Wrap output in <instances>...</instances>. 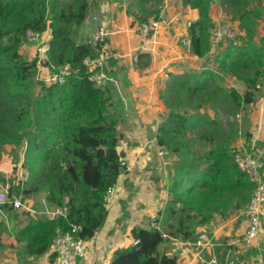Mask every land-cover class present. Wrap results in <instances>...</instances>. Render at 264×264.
<instances>
[{
    "label": "trees",
    "instance_id": "1",
    "mask_svg": "<svg viewBox=\"0 0 264 264\" xmlns=\"http://www.w3.org/2000/svg\"><path fill=\"white\" fill-rule=\"evenodd\" d=\"M95 1L0 0V160L6 145L24 144L22 166L28 175L26 186L21 184L22 201L44 194L45 202L58 211L54 216H35L16 208L12 201L20 187L11 186L8 202L0 209L21 211L28 220L15 235L22 246L20 260L3 264H40L55 238L74 225L80 226V237H94L108 217L105 197L118 184L121 169H126L120 150L123 134L119 116L110 109V91L91 80L84 62L99 58L107 41L77 40ZM152 1L157 7L150 8L146 0H129L127 14L140 25L152 16L160 21L162 0ZM254 1L181 0L184 7L199 10V18L187 27L189 50L197 57L211 50V9L216 2L226 6L245 35L239 44L230 41L219 51L217 69L170 73L176 91L172 99L162 95L167 112L160 115L156 135L158 145L176 157L174 177L166 186L169 200L149 227L132 229L140 242L117 248L109 264H178V256L164 249L167 243L196 242L199 227L245 210L254 184L234 159L237 133H227L206 107L225 104L237 116L257 100L264 83V35H258L264 7L259 0L254 6ZM48 29L52 37L41 65L63 75V83L40 81L39 56L28 59L21 52L29 30L43 34ZM225 76L242 81L245 90L226 86ZM39 84L41 92L36 95ZM191 132H196L193 141ZM246 137L251 141L252 133L247 131ZM2 226L0 221V253L8 247L2 241ZM228 250L225 243V256ZM49 260L54 263L56 254L50 253Z\"/></svg>",
    "mask_w": 264,
    "mask_h": 264
},
{
    "label": "rangeland",
    "instance_id": "2",
    "mask_svg": "<svg viewBox=\"0 0 264 264\" xmlns=\"http://www.w3.org/2000/svg\"><path fill=\"white\" fill-rule=\"evenodd\" d=\"M169 1L172 3L171 6L173 8L168 6L169 10L167 8V13L163 12L164 3H162V1L160 3V21H156L154 16L149 20V29H151V27L154 29V34L152 36L145 37L142 25H140L139 21L132 16L134 18V31L137 35V45L128 52V58L130 59L129 64H121V59H125L121 57L125 56H121L122 54L119 52V47L117 46L119 37L117 34H114L115 31L109 26V22H107V20H109L108 15L99 17L98 12L91 13V23L85 26L81 34H78L77 36L78 41H97L98 39L107 41L104 46L106 47V52L111 55V57L107 60V67L104 68L106 79L103 84L97 85L108 88L110 91V109L119 116V130L123 134L120 150L125 151H123L124 156L127 155L126 152L131 155L132 151L135 150L140 143L138 140V138H140V132H146L143 125L142 130L141 127L139 128L140 124L146 122L149 125V137L153 136L152 129L154 128L151 125L156 124L158 129L160 115L167 112L162 95L167 94L172 99L176 91V89L170 84V73L180 74L184 72H195L201 71L205 68L217 69L218 63L216 57L219 51H222L228 45V42H224L215 47L211 45L210 52L203 58L192 56V52L189 50L190 40L187 36V27L190 20L187 21L186 18L182 19L179 17V12L182 8L179 0ZM259 1L260 6L264 7V0ZM148 6L150 8L157 7L154 2ZM254 6L258 7V0L254 1ZM213 7V12L216 11L217 15H221L214 24L227 25L235 30L238 33V36L242 38L240 34L241 32L231 21V15L227 13L226 6H222L216 2ZM224 15H226V17ZM258 31L259 36L264 35V21L259 23ZM157 37L158 40L155 39ZM240 38L239 41H241ZM41 45H47V43L44 41ZM21 52L28 59H33L38 55L37 47L34 43L29 41L23 45ZM112 60H114V62ZM132 70L137 74H146V71L148 70L151 72L163 70L164 73V78H161V81L157 84L158 89H155L154 93L148 94L149 97L145 96V99L141 100L142 102L138 100V102L146 105L144 116H141L139 112L137 113V104H135V101H133V104L130 99L131 91L126 80L129 81V74ZM54 76L55 73L45 67L39 69L38 78L46 84L54 82ZM125 82L127 85L123 88L122 84L125 85ZM224 84L228 87H236L241 91H244L246 88L242 81H239L232 76H225ZM40 92L41 84L36 87L35 94L38 95ZM140 96V98H143L142 95ZM132 100L134 99L132 98ZM203 110L204 109L201 111ZM206 110L211 116L218 117L224 125L227 133L231 135L230 132L232 130L236 131L237 137L233 140V146L240 145L241 142L244 144L250 142L246 137L247 131L252 133V137L255 135L261 139L264 137V83L260 91L257 92L256 102L248 106L244 112H241L237 116H234L229 107L225 104H219L216 108L207 106ZM195 137L196 132H191L189 134L191 141H193L192 139ZM256 144L260 150L264 151V139L263 141L258 140ZM195 145L202 147V145L204 146V143L196 142ZM24 150V144L6 145L2 149V158L0 160V190H9L11 186H19V194H16L17 196L15 197L18 199L22 198L20 192L23 189L22 187L26 186L25 181L27 180L28 175L27 170L22 166L24 162ZM147 152L148 154L150 153L149 148L147 149ZM156 152L158 153L157 150L153 151L154 154ZM163 157L165 158L161 161L162 163L152 159V153L145 157L146 160L142 162V165H145L146 163L149 164V162L153 160V164L151 166H144L142 170L143 173L139 174L146 183L147 181L156 180L155 176L158 177L157 182H159L160 179L162 182H168L173 179L176 157L171 154ZM124 161L125 165L128 166L127 160ZM153 171L155 172L154 175H152ZM21 184H24V186ZM44 197V194H38L33 196L32 200L23 198V201L29 206L30 209L28 210L31 211L30 213H33L35 216L56 215L55 208H51L45 202ZM27 220L28 217L22 214L21 211H5L0 209V221L3 222L1 237L2 241L8 246L0 253V264L17 263L20 260L22 246L15 241V235L17 229ZM263 248L262 251L264 256ZM38 262L40 264H46L41 258H39Z\"/></svg>",
    "mask_w": 264,
    "mask_h": 264
},
{
    "label": "crops",
    "instance_id": "3",
    "mask_svg": "<svg viewBox=\"0 0 264 264\" xmlns=\"http://www.w3.org/2000/svg\"><path fill=\"white\" fill-rule=\"evenodd\" d=\"M179 1L182 6L179 17L182 19L186 18L187 21L190 20L189 23L199 18V10L197 8H192L190 6L184 7L181 0ZM128 3L129 0H96L91 10V13L98 12L99 17L108 15L109 20H107V22H109V26L115 31L114 34H117L119 37L117 41L119 52L122 54L121 56H125L121 57L125 58L121 59V64L130 63L128 52L137 45V35L135 34L133 26L134 18L127 14ZM162 3H164L163 12L167 13V8L169 10L172 3L169 0H162ZM215 4L212 5L211 9L213 23L221 16L220 14L217 15L216 11L213 12V6H215ZM170 8L173 7L171 6ZM90 14L86 21V25L91 23ZM224 16L226 17V15ZM232 22L241 32L240 34L244 35V31L242 32L239 28V21ZM51 37V29L46 30L42 35L46 43L49 42ZM155 39L158 40V37ZM191 55L196 56L193 53ZM146 72V74H137L132 70L129 74V81L126 80L131 91L130 99L133 104V101L137 104L136 110L141 116H144L146 105L138 102V100L141 101L145 99V96L149 97L148 94L154 93L155 89H158L157 84L161 81V78H164L163 70L158 72H151L148 70ZM126 82L125 85L122 84L123 88L126 87ZM140 95H142L143 98H140ZM132 98L134 100H132ZM142 125L145 127L146 132L139 131V145L132 151L131 155L126 152L127 155L124 156V160H127L128 166L123 170L118 184L114 187L113 202L111 205L107 206L109 212L107 220L103 227L96 232L95 236L87 240V256L84 259H80L77 264H109L117 248L131 247L134 238L132 229L135 226L149 227L154 217H156L157 213L163 209L169 200V194L166 188L168 184L167 181L162 182L160 179L159 182H157L158 177L155 176L156 180L147 181L146 183V181L142 179V176L139 175L143 173L142 170L144 166H151L153 164L152 160L149 164L146 163L142 165V162L146 160L145 157L151 153L152 159L159 163H162L161 161L165 158L159 156L157 152L155 154L153 152L148 154L147 152L148 141L156 139V124L151 125L154 128L152 129V137L148 136L149 125L143 122L139 126L141 130L143 128ZM263 139L260 138L262 141ZM154 149L158 150L157 147ZM154 174L155 172L153 171L152 175ZM246 227L247 217L244 210L231 215L227 219H218L211 222L208 226L199 227V232H207L214 241L213 246L203 250L201 258L197 257L195 242L191 241L172 240L164 246V249L178 256V264H209L213 257H216L220 264H225L227 259V255L225 256L224 252L225 243L229 238L240 237L245 232ZM236 246L234 250L240 248V245ZM261 246L262 248L264 246V232L250 249H240L241 252L236 253L237 255L235 256L238 258L241 256L240 260L245 262L244 264H264ZM50 253H52V248L48 254L41 257V260L45 261L46 264H54L49 260Z\"/></svg>",
    "mask_w": 264,
    "mask_h": 264
},
{
    "label": "built area",
    "instance_id": "4",
    "mask_svg": "<svg viewBox=\"0 0 264 264\" xmlns=\"http://www.w3.org/2000/svg\"><path fill=\"white\" fill-rule=\"evenodd\" d=\"M147 5L153 3L152 0H146ZM144 29V36L148 37L150 30L149 22L141 24ZM43 34L39 32L29 30L27 32V40L37 47V54L39 56L40 67L41 63L45 61V51L48 45H41L44 41ZM232 42L237 45L240 43L238 33L227 25L214 24L210 29V44L215 47L224 42ZM111 57L106 52V47L103 46L102 53L99 58L85 59V64L89 71L92 73L91 80L96 84H103L106 79L104 68L107 67V60ZM54 82L63 83L65 78L63 75L53 77ZM260 138L255 135L252 137L249 143H242L234 146L232 153L234 159L239 167L247 173L251 182L254 184V190L244 210L247 217V227L245 232L240 237L229 238L226 244L229 247L227 253V259L225 264H244L237 256L236 253H240V249H250L259 237L264 232V151L257 147V141ZM147 147L150 152L154 151L157 147L158 155L163 157L168 154V151L160 147L155 140H150L147 143ZM8 190H0V205L8 202ZM107 206L111 205L114 199V188L110 189L106 195ZM16 208L30 209L29 206L22 201V199L14 198L12 201ZM55 213H58L56 211ZM152 226L158 227L156 222H153ZM80 226L74 225L68 232L59 234L52 245V252L56 254V260L54 264H77L80 259H84L88 253L87 239H84L78 235ZM140 242L139 239L133 238L131 246L137 245ZM214 245V241L207 234V232H201L198 240L195 242L196 255L202 257V252L205 248ZM240 245L238 250H234L232 247ZM209 264H220L216 257H213Z\"/></svg>",
    "mask_w": 264,
    "mask_h": 264
},
{
    "label": "water",
    "instance_id": "5",
    "mask_svg": "<svg viewBox=\"0 0 264 264\" xmlns=\"http://www.w3.org/2000/svg\"><path fill=\"white\" fill-rule=\"evenodd\" d=\"M121 170L123 171V168Z\"/></svg>",
    "mask_w": 264,
    "mask_h": 264
}]
</instances>
